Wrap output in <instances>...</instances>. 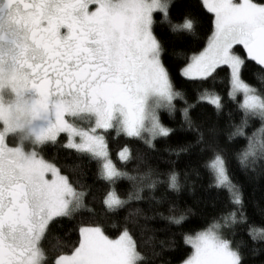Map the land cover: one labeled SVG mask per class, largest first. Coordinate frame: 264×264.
<instances>
[{
  "label": "snow or ice",
  "instance_id": "6c2138e0",
  "mask_svg": "<svg viewBox=\"0 0 264 264\" xmlns=\"http://www.w3.org/2000/svg\"><path fill=\"white\" fill-rule=\"evenodd\" d=\"M203 22L210 35L192 49L188 37H197ZM221 73L238 106L223 126L224 97L203 87ZM191 87L211 115L193 111ZM164 113L182 117L185 135L169 149L174 159L136 175L118 167L108 137L155 150L177 134ZM61 151L76 157L65 165L74 171L95 163L106 185L102 203L114 215L132 201L167 204V215H155L184 228L191 209L175 211V200L197 180L225 193L226 211L184 233L190 251L180 264H246L249 252H264V210L262 226L248 225L250 249L231 238L248 217L230 170L235 160L250 181L264 179V0H0V264H148L126 222L109 220L119 229L113 238L103 221L80 217L91 209L85 191L54 162ZM183 156L191 159L181 168ZM119 158L131 159L127 146ZM122 180L132 184L126 199L115 187ZM62 232L75 240L63 241Z\"/></svg>",
  "mask_w": 264,
  "mask_h": 264
},
{
  "label": "trees",
  "instance_id": "16d2710c",
  "mask_svg": "<svg viewBox=\"0 0 264 264\" xmlns=\"http://www.w3.org/2000/svg\"><path fill=\"white\" fill-rule=\"evenodd\" d=\"M163 26L166 27V25ZM160 30L161 22L158 21L157 31L159 32ZM207 35H210V32L208 31L207 23L203 22V26L199 31L198 36L195 38L188 37V39L192 40L190 47L196 50L201 48L203 44L206 43ZM172 58L174 59V57ZM247 79L254 87L257 89L260 88L259 79L254 73L250 72ZM203 87L212 89L224 97L226 107L219 123L221 126L225 125L228 122L229 114L231 113L235 116L238 111L237 103L231 101L227 97L228 87L225 75L221 73L215 81L209 82ZM199 91L200 89L197 87L189 88L187 90L188 101L190 104L195 105V108L193 109L194 112L208 113L211 115L213 111L212 107L203 104L196 99ZM162 118L170 127L176 129L177 134L170 140L157 141L155 150L146 149L140 141L117 136L115 134L110 135L108 137V151L113 162L116 163L118 167H123L125 171L132 175L145 171L149 165L153 169L164 170L168 166L169 160L174 159V157L169 156V149L176 146L185 133L180 127L182 122L181 116L176 115L172 118H168L167 113H164ZM257 126L258 125L254 123L249 131ZM123 138L126 140L122 141L121 139ZM125 146L129 148L131 153V159L128 161H122L119 158V152ZM138 154H143L146 157V160L138 159ZM45 155L48 157L53 156L52 150H48ZM189 159H191V157L183 156L180 161H178L180 167L183 168L184 164H186ZM75 161V156H69L64 151H61L58 157L54 160V162L61 167L62 171H64L70 179L86 193L84 198L85 203L91 210L83 211L79 214L80 217L85 221H103L107 233L113 238L118 235L119 229L109 226V220L114 219L121 224L126 222L134 236L140 242L141 250L147 257L148 264H161V261H164L165 264H180L181 260L186 258L190 251V246L184 244V233H191L195 230L207 227L213 222L214 217H218L221 212L226 211L227 208L230 207L227 203L226 194L223 192H217L215 189H208L206 186L207 180L205 178L197 180L193 184L192 192H185L175 200V211L191 209L190 212H186L187 220L184 228L170 226L165 220H162L159 216L155 215L156 212H164V214L167 215V204L148 207L146 201H132L125 209H122L118 214L114 215L108 213L102 203L106 185L97 177L95 163L83 164L80 169L75 171L71 168L65 167V165L74 164ZM230 170L232 172L233 180L242 186L246 201V215L248 217L247 223L240 225L231 238L236 241H243L247 245V248L250 249L252 247V241L248 235V225L256 227L262 226L261 210H264V179L250 181L237 166L235 160H230ZM115 187L117 193L125 199L127 198V194L132 190V184L127 180L119 181ZM137 208L141 211L134 213L129 217L128 221H125L124 217L128 212ZM145 215L152 216L153 219L145 220ZM64 227L66 230L70 229L72 228V224L66 223ZM61 238L63 241L70 243L75 240L76 234L72 232L69 235L64 236L62 232ZM160 241L164 242L163 245H161ZM169 245H174V247L169 248ZM48 252L50 256L56 255V253L50 248L48 249ZM158 252L160 255L156 254ZM246 264H264V252L255 256L251 255L249 252L246 257Z\"/></svg>",
  "mask_w": 264,
  "mask_h": 264
},
{
  "label": "clouds",
  "instance_id": "9594fccd",
  "mask_svg": "<svg viewBox=\"0 0 264 264\" xmlns=\"http://www.w3.org/2000/svg\"><path fill=\"white\" fill-rule=\"evenodd\" d=\"M20 135H21V136H25V132H21ZM24 142L27 143L28 140L25 138Z\"/></svg>",
  "mask_w": 264,
  "mask_h": 264
},
{
  "label": "rangeland",
  "instance_id": "374dc122",
  "mask_svg": "<svg viewBox=\"0 0 264 264\" xmlns=\"http://www.w3.org/2000/svg\"><path fill=\"white\" fill-rule=\"evenodd\" d=\"M121 140H122V141H125L126 139L123 138V139H121ZM108 141H109V138H108ZM66 171H67V170H66ZM77 187H78V186H77Z\"/></svg>",
  "mask_w": 264,
  "mask_h": 264
}]
</instances>
